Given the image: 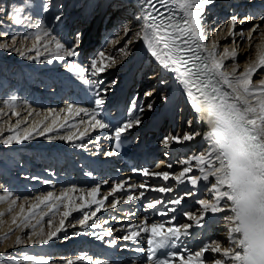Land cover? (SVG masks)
<instances>
[{
  "label": "bare ground",
  "instance_id": "6f19581e",
  "mask_svg": "<svg viewBox=\"0 0 264 264\" xmlns=\"http://www.w3.org/2000/svg\"><path fill=\"white\" fill-rule=\"evenodd\" d=\"M9 1L13 3L16 0ZM17 1L25 4V10L38 20L40 13L45 9L56 18L51 27L49 25V29L43 24V29H39L31 17L27 18L29 15H24L21 22L10 15L7 16L5 2L0 3V166L3 164L2 157L7 158L5 154L11 153L12 149L22 142L31 146L34 152L43 146L48 151L64 144L71 145L75 150L82 143H87V149L92 152L95 149L93 144L98 139L95 136L97 130L94 128L97 122L89 117V109H95L105 103L110 105L123 88H126V98H132L137 81L142 77L145 81L147 77V74L143 75L142 70L146 68L147 73L151 68H155L157 73L150 76L138 91H145L154 83L156 86L148 89L150 91L142 101L143 105L139 103L140 100H135L143 115L136 124L130 126L128 133L138 136L147 132L146 135L151 136L148 146L159 148L154 158L160 164L155 170L157 175H151L148 179V186H133L136 189L135 200L138 199L141 203L146 196L152 197L153 194L165 190L172 191L177 184L173 181L178 178L188 181L189 190L183 187L181 195L184 202L190 206L188 219H197L195 223L189 222L188 219L182 223L190 224L193 231H197L199 226L209 227L208 231L216 244L214 248L196 247L195 251L189 249V255L179 257L171 264H252L247 260L249 249L242 237L237 204L240 198H254L257 195L256 191L264 187V175L260 169L251 172L250 167L243 161L247 188L241 189L229 176L230 158L221 144L224 143L223 134L233 132L229 125L219 119L216 110L211 107L207 109L214 121L212 124L199 126L194 125L192 120L189 128L188 125L182 124V113L177 119L174 94L181 97L180 88L175 90V86L171 84H174L175 80L166 75L167 72L161 64L160 51L171 50L168 37L164 36L166 32H160V29L155 27L156 38L142 25L134 23L133 26L134 21L126 14L127 9H131L126 0ZM179 1L195 6L197 0ZM255 1L250 0L249 4ZM169 2L171 1L160 0L162 11H172L175 8V5ZM262 3L264 5V0ZM107 8L110 9L109 14L112 10L117 11L107 17V13H103ZM263 12L264 9L253 20L244 21L242 18L246 14L242 15L233 29L231 22L219 18L212 28L211 49L220 39L226 48L224 57L229 61L231 73L235 74L234 79L236 80V75L243 74L241 82L251 79L264 86ZM150 15L155 26L156 18L151 12ZM66 17H69L67 21ZM51 18L50 15V18L46 19L47 23L52 21ZM88 21H97L98 26L108 22L105 34H99V28L95 25L93 30H88L83 35L79 31L78 35L72 37L75 29L78 31L81 27V30ZM133 32L135 38L130 37ZM103 34L104 42H108L101 49L100 39ZM236 35H239L237 39ZM236 40L240 44L244 42L243 46L238 48ZM99 45L101 50L98 57L95 55L94 60L89 59V54ZM120 49L121 55L117 52ZM127 49L130 51L127 52ZM164 56L166 57L165 53ZM149 59L152 64L148 66L146 61ZM174 66L180 68V63H175ZM115 77L121 78L119 81L116 79L117 85L110 83ZM30 80L38 84L36 90L30 88ZM75 83L89 91L87 99L95 95L94 104L57 106L56 99L66 101L65 97H69V93L65 91H57L58 85L61 84L63 88L70 85L71 95L75 96ZM171 88L174 93H170ZM31 91L36 96L38 94L40 101L32 99L29 95ZM77 96L81 97L82 94ZM47 100L52 102H46ZM235 100L236 96L226 104ZM6 103L9 105L6 106ZM261 104H264V93L248 103L253 108ZM154 116L162 119L160 129L149 125ZM146 119H149V123ZM173 121L177 124L176 131ZM144 126L146 127L142 130ZM259 128L260 133L264 134V123ZM154 136L156 140L153 141ZM17 139L22 142L18 144ZM164 139L169 145L162 150L160 146ZM81 146L86 148L84 144ZM43 152L45 153V150ZM45 156L53 158L51 153ZM206 163L214 165L212 171L206 174L205 180L199 184L193 182L201 174L202 166ZM44 168L48 175H56L53 165L50 168L48 164ZM57 181L55 176L44 183L51 184L50 188L34 186V180L9 181V184H3L2 178L0 264H127V260L131 259V252L138 250L132 249L131 246L140 245L147 234L155 230V226L145 217L144 210L138 211V219L133 212L128 215L123 203L116 204V201L122 199V194L110 195L111 189L104 188L90 194L84 192V187L80 192H65L56 185ZM131 187L123 186L122 189ZM174 194L178 193L174 191ZM137 203L130 205L136 209ZM142 204L146 207L145 202ZM116 215L135 217L134 223H128L125 230L123 227H117L118 222L125 220ZM173 220V217L169 218V221ZM196 242L195 239L194 245ZM247 243L251 245L250 252H255L256 241L249 239Z\"/></svg>",
  "mask_w": 264,
  "mask_h": 264
},
{
  "label": "rangeland",
  "instance_id": "374dc122",
  "mask_svg": "<svg viewBox=\"0 0 264 264\" xmlns=\"http://www.w3.org/2000/svg\"><path fill=\"white\" fill-rule=\"evenodd\" d=\"M81 1H83L84 2V0H81ZM0 3H1V0H0ZM5 4H6V6H5V12H7V16H11V17H14L18 22H21L22 20H21V18L25 15V16H27V15H29V16H27V18L28 17H31V19H33V21L35 22V24H36V26L39 28V29H43V25H44V27L46 28V29H49L50 27H51V24H53L52 22L55 20V18L56 17H54V15L50 12V11H47L46 12V9L44 10V11H42L41 13H40V16H39V20L38 19H36L35 17H32V15H30V13L28 12V11H26L25 10V8H26V5L25 4H20V2L18 3V1H14L13 3H8V2H5ZM2 5V4H1ZM10 5H11V8H10ZM59 9H61V8H59ZM109 11H110V9L109 8H107L106 9V11H104L103 13H107V15H108V13H109ZM48 14V12H49V14L52 16V18H51V20L52 21H49V23H47V20L46 19H48V18H50V15L48 14H46V13ZM70 14V13H69ZM99 14V12L97 13V15ZM13 15V16H12ZM47 15V16H46ZM48 17V18H47ZM53 17H54V19H53ZM44 18V19H43ZM68 18L69 17H66V20L65 21H67L68 20ZM91 18V16L88 18V19H90ZM41 19V20H40ZM124 20H126V18L124 19ZM41 21H44V22H42L41 23ZM92 22L93 21H90V23H89V21H88V23L87 22H85V26H84V28H82L81 30H80V28L78 29V31H76V29H75V31H74V33H75V35H74V33H73V35H72V37H74V36H76V34L78 35V32L80 31V34H84V33H86L88 30H91L92 28H91V24H92ZM124 23H126V21H124ZM41 24V26H39ZM43 24V25H42ZM49 25H50V27H49ZM125 25V24H124ZM133 26H135V25H133ZM41 27V28H40ZM78 26H76V28H77ZM120 27V26H119ZM37 28V29H38ZM123 28V27H122ZM1 29V28H0ZM120 29H121V27H120ZM1 31V30H0ZM132 31V30H131ZM100 32H101V30H100ZM136 32V31H135ZM135 32H133V33H131L132 35L130 36V33H128V35L131 37V38H135V36H133L134 35V33ZM45 33H47L46 31H45ZM88 34V33H87ZM127 35V38L129 37ZM239 37V35H236V38L235 39H237ZM22 39V38H21ZM216 39V38H215ZM242 39H240V41H241ZM218 41V40H217ZM236 43H237V47L239 48V47H241V45L243 46V43H241L240 44V42L238 41V40H236ZM123 48V47H122ZM101 49H103V47H101ZM117 49V47L114 49V51ZM113 48H112V54H113ZM120 51H121V49L120 50H117V52H118V54L120 53ZM125 52H126V48H125V50H124ZM130 51V49H127V52H129ZM98 54H99V52H97V57H98ZM119 55H121V54H119ZM119 55H118V57H119ZM96 57V58H97ZM115 58V57H114ZM146 63L148 64V66L149 65H151L152 64V60L151 59H149L148 60V62L146 61ZM8 66V65H7ZM147 66V67H148ZM144 67H145V65H144ZM9 68V71H10V67H8ZM11 68H12V66H11ZM155 68H151L147 73H146V71H147V69L145 68V70H142V73H143V75H146L147 74V77L145 78V81L143 80V77H142V79H139L138 81H137V83L135 84L136 86V92L139 90V88L141 87V85L143 86V84H145L146 82H147V79L148 78H150V76H154L157 72V70L155 69ZM3 70H6V69H3ZM154 70V71H153ZM139 77L141 76V74H139L138 75ZM119 81L121 78L120 77H115L112 81H110V83L111 84H115V85H117V83H118V81ZM115 80V81H114ZM155 86H156V83H154L153 85H151V87L150 88H147V90L148 89H152V88H155ZM138 87V88H137ZM141 90V91H139V93H141L140 95L142 96V98L144 99L146 96H147V94L149 93V91L150 90ZM17 93V92H16ZM16 93H15V95H16ZM15 95H13V97H15ZM140 95H139V97H140ZM13 99H16V98H13ZM145 114H146V112H145ZM147 116V115H146Z\"/></svg>",
  "mask_w": 264,
  "mask_h": 264
}]
</instances>
